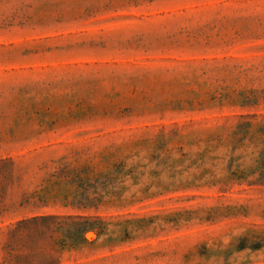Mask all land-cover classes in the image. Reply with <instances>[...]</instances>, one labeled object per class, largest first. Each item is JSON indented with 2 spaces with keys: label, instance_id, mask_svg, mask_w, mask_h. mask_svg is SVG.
<instances>
[{
  "label": "rangeland",
  "instance_id": "rangeland-1",
  "mask_svg": "<svg viewBox=\"0 0 264 264\" xmlns=\"http://www.w3.org/2000/svg\"><path fill=\"white\" fill-rule=\"evenodd\" d=\"M254 182L264 0H0V264H264Z\"/></svg>",
  "mask_w": 264,
  "mask_h": 264
},
{
  "label": "trees",
  "instance_id": "trees-1",
  "mask_svg": "<svg viewBox=\"0 0 264 264\" xmlns=\"http://www.w3.org/2000/svg\"><path fill=\"white\" fill-rule=\"evenodd\" d=\"M249 185H258L261 187H264V182H254ZM75 220H84L85 225L76 227L74 223ZM71 223H68V222ZM88 218L84 217H72V216H35L31 218H26L21 221H19L16 224V229L20 228H32V226L35 227H42V228H49L51 224H55L58 231L64 230L67 231L68 228H71V232H67L68 236H65V242L66 241H76L77 237L80 239L85 232L91 230V226L87 224ZM73 224V225H72ZM257 246H264V244H255Z\"/></svg>",
  "mask_w": 264,
  "mask_h": 264
}]
</instances>
